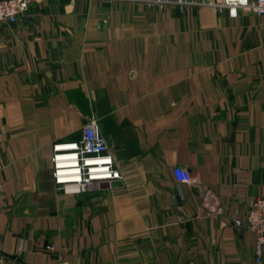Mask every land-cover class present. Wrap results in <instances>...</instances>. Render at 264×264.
Here are the masks:
<instances>
[{"label": "crops", "instance_id": "obj_1", "mask_svg": "<svg viewBox=\"0 0 264 264\" xmlns=\"http://www.w3.org/2000/svg\"><path fill=\"white\" fill-rule=\"evenodd\" d=\"M90 118L121 184L60 188L53 145ZM261 195V17L34 0L0 23V264H255Z\"/></svg>", "mask_w": 264, "mask_h": 264}, {"label": "built area", "instance_id": "obj_2", "mask_svg": "<svg viewBox=\"0 0 264 264\" xmlns=\"http://www.w3.org/2000/svg\"><path fill=\"white\" fill-rule=\"evenodd\" d=\"M34 0H0V23L13 24L29 8ZM162 8L207 5L213 10L226 7L231 16L237 10L250 11L264 19V0H142ZM106 139L98 130L95 119L90 118L82 127L78 141L53 145L52 175L54 183L65 189L72 185L79 191L85 190L92 183L121 180V173L115 168L113 159L108 154ZM173 176L179 183H192L191 172L182 166L173 167ZM246 227L254 233L256 250L255 264H264V195L254 199L245 215ZM51 248V247H50ZM13 264H21L14 262Z\"/></svg>", "mask_w": 264, "mask_h": 264}, {"label": "water", "instance_id": "obj_3", "mask_svg": "<svg viewBox=\"0 0 264 264\" xmlns=\"http://www.w3.org/2000/svg\"><path fill=\"white\" fill-rule=\"evenodd\" d=\"M121 183L118 180H114L111 182H107V181H102L99 183V187L101 188H105V187H117L119 186ZM235 222H237L238 224L240 223L239 220H234Z\"/></svg>", "mask_w": 264, "mask_h": 264}, {"label": "rangeland", "instance_id": "obj_4", "mask_svg": "<svg viewBox=\"0 0 264 264\" xmlns=\"http://www.w3.org/2000/svg\"><path fill=\"white\" fill-rule=\"evenodd\" d=\"M190 7H191V6H190ZM186 8H188V7H186ZM186 8H184L183 10H180L179 8H178V9H179V11L181 12V11H184Z\"/></svg>", "mask_w": 264, "mask_h": 264}]
</instances>
